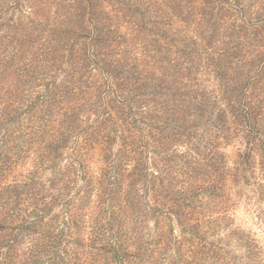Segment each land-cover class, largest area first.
Returning a JSON list of instances; mask_svg holds the SVG:
<instances>
[{"label": "rangeland", "instance_id": "obj_1", "mask_svg": "<svg viewBox=\"0 0 264 264\" xmlns=\"http://www.w3.org/2000/svg\"><path fill=\"white\" fill-rule=\"evenodd\" d=\"M135 1L141 6H164L162 0ZM176 1L182 10L179 14L186 21L178 16L179 19H174L175 14L166 6L163 12L151 14L175 20V28L184 35L195 37L206 32L221 38V34L231 31L234 22L239 24L238 11L231 10V15L230 11L219 9L228 0H213L209 7L202 6L199 0ZM240 1L250 6L244 11L247 18L255 17L260 5L264 7V0ZM98 2L115 20L124 18L106 8L107 0ZM82 6L80 0H0L1 70L9 76L1 81L0 95L7 99L3 106L16 110L11 118L21 123L30 114L26 106L32 101L36 105L38 96L48 92L44 84L50 82V76L44 79L39 75L48 69L44 62L51 54L43 53V43L50 34L48 29L60 21L78 18ZM202 9L207 12L206 20L213 17L212 21L218 22V32L213 31L209 20H201ZM224 15L229 18L220 19ZM198 21L205 24L199 26ZM239 33L235 32L234 41L249 42L247 51H254L251 45L254 41L238 39ZM29 39L34 41L29 43ZM214 47L224 45L217 40ZM241 52L244 58L250 57L248 52ZM200 58L191 70L196 77L195 89H205L208 94L219 92V82L223 81H219L217 71L205 56ZM183 74L187 80L186 69ZM64 75L61 71L52 80L60 81ZM235 75L232 70L225 74L227 79H235ZM230 80L225 84L229 83L228 87L236 82ZM93 90L63 105L80 108L77 121L80 129L70 132L65 148L55 147V139L63 128V112L59 108L55 107L48 117L50 121L35 119L45 126L36 125L35 130H40L32 134L25 127L0 126V157L7 153L10 158L8 168L0 170V214L6 211L9 218L5 223L13 226H27L26 221L33 218L37 221L30 223L32 230L16 227L0 230V264H35L36 252L43 247L40 243L43 239H39L36 230L50 232L59 240L50 257L39 253L37 264H49V259L55 264H264V134L257 135L253 143L246 127L235 124L230 129H219L213 125L217 122L216 115L205 116L203 123H199L202 130L195 132L192 143L180 135L172 138L164 135L157 143L151 141L141 157L145 163L140 165V171L148 178L147 186L152 185L155 190L143 186L134 170L137 157L125 153L124 161L118 163V192L112 199L107 195L97 199V178L104 165L102 155L98 149H87L85 155L80 147L86 132L91 131L88 123L98 119L87 103L95 98ZM2 105L0 110L4 108ZM222 106V102H217L213 110ZM83 110L87 113H82ZM159 116L165 118L164 114ZM227 120L230 122L231 117ZM66 127L70 129V125ZM260 127L264 132V118ZM7 128L9 133L5 132ZM153 135L154 139L160 137L158 131ZM120 144L121 140H116L113 152ZM158 170L160 174L155 176ZM98 201L103 208L109 201L114 205L113 214L122 238L117 247L122 254L118 257L88 248L89 242L86 243ZM68 203L77 206L79 212L78 231L71 243L66 240V234L71 232L65 226ZM50 242L45 238L43 243Z\"/></svg>", "mask_w": 264, "mask_h": 264}, {"label": "trees", "instance_id": "obj_2", "mask_svg": "<svg viewBox=\"0 0 264 264\" xmlns=\"http://www.w3.org/2000/svg\"><path fill=\"white\" fill-rule=\"evenodd\" d=\"M98 1L80 0L83 6L78 18L63 20L49 29L46 28L50 34L43 43V53L50 51L51 54L44 62L48 69H43L39 75L44 79L50 76L48 80L50 82L44 84L48 92L38 96L39 101L36 105L32 101L26 106L25 109L30 114L28 113L21 123L18 119L11 118L16 110L3 106L2 103L7 99L0 95V104L4 107L0 110V115L3 116L0 126L8 127L13 124L12 126L19 129L25 127L28 131L26 132L32 134L33 131L40 130H35L36 125L45 126L44 122H40L41 125L37 124L35 119L38 120L40 117L42 121H50L48 117L53 114L55 107L59 108L63 112L61 118L63 128L60 137L55 139L57 141L55 147L65 148L68 146L66 143L70 132L74 133L80 129L77 123L80 108L79 105L77 107L63 105L73 103L75 96L93 88L95 98L87 103L91 108L90 111L98 119L88 123L91 131L86 132V136L83 137L84 144L80 147L85 155L88 154L87 149H98L102 155L104 165L97 178L99 185L95 193L97 199L104 195L112 199L118 192V163L124 161L125 153L137 157L135 173L141 177L139 180L143 186H147L148 178L144 176L145 172L140 171V165L145 163L141 157L149 149L151 141L155 140L157 143L164 138V135L165 138L180 135L190 143L195 132L198 129L202 130L199 123H203L201 120L205 116L216 115L217 122L213 125L219 129H230L229 127L235 124L246 127L249 141L253 143L258 139L257 135L264 134L260 127L261 119L264 118V7L262 5H260L261 10H258L257 15L252 18H247L244 14L250 6L240 0H228L227 5L219 6V9L230 13L231 10L238 11L239 24L234 22L233 26H230L231 31L221 34V38H216L214 33L206 32L195 37L184 35L175 28V20L152 16L153 11L161 13L166 6L175 14L174 19L181 18L180 20L186 21L179 14L182 10L179 1L176 0H162L164 6L160 7L141 6L135 0H107V9L123 15L124 18L118 20L109 16L108 10L105 12ZM199 3L209 7L212 6L213 0H199ZM206 14V10L202 9L199 15L201 20H206L204 18ZM227 17L224 15L220 19ZM207 19L208 24L211 22L209 25L213 31L218 32V22L212 21L213 17ZM197 24L200 26L205 22L198 21ZM233 27L238 30H233ZM246 31H249L251 36L248 37ZM235 32L236 34L240 32L237 36L240 40L247 38L254 41L251 44L255 47L254 51H247L246 44L249 42L234 41ZM217 40L224 45L223 48L214 47ZM33 41L28 40L29 43ZM241 51L248 52L250 57L244 58V52ZM201 56H205L209 61L208 64L217 71L219 81H223V83L219 82V92L208 94L205 89L200 91L195 89L196 77L191 70L199 63ZM1 65L0 56V89L3 88L1 83L6 81L5 77H9L7 72L1 70ZM183 69L189 74L187 80L184 78ZM227 70L235 72L236 78L227 79L225 76ZM61 71L65 74L62 80H52ZM229 80L236 82L228 87L229 83L227 86L225 84ZM217 102H222L224 106L213 110ZM155 109H158L156 115ZM83 112L87 113L86 110ZM159 114H164L165 118H160ZM229 116L230 122L227 120ZM5 121L8 124H5ZM66 124L70 125V129ZM154 131L160 133L159 139H154ZM5 132H8V128ZM54 135H57L56 132ZM118 139L121 140V144L117 150L115 149L116 152H113ZM2 142L4 144V140ZM262 146L264 148V140ZM212 154L211 158L215 153ZM9 160L7 153L2 154L1 171L8 168ZM142 170L145 171V167ZM158 171L155 176L160 174V170ZM147 187L150 191L156 189L152 185ZM98 202L95 217H92L93 225L90 226L91 236L86 238V243L89 242L88 248L94 247L97 251L118 257L122 254L117 248L122 238L113 214L114 205L109 201L103 208L100 201ZM175 205L179 206L177 202ZM68 206L66 212L69 218L65 226H68L71 232L66 234V240L71 243L78 231L76 226L79 212L77 206L71 204ZM0 215V230L15 229V227L16 230L24 228L32 230L30 223L37 222L36 218H33L26 221L27 226L24 224L13 226L5 223L9 218L6 211ZM35 232L40 236V240L43 239L40 242L43 247L37 250L35 255L34 263L37 264L40 255L50 257L51 253L56 251L55 245L59 240L50 232L44 233L40 230ZM45 238H48L49 242L51 240L50 244L44 245ZM125 254L127 255V252ZM49 264L55 263H50L49 259Z\"/></svg>", "mask_w": 264, "mask_h": 264}]
</instances>
